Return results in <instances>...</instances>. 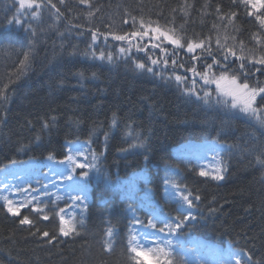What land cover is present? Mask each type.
I'll return each mask as SVG.
<instances>
[{"label":"trees","instance_id":"16d2710c","mask_svg":"<svg viewBox=\"0 0 264 264\" xmlns=\"http://www.w3.org/2000/svg\"><path fill=\"white\" fill-rule=\"evenodd\" d=\"M51 2L63 14L59 20L43 7L37 19L17 25L7 20L18 15V0H0V170L29 161L42 163L49 155L54 157L52 161L62 160L69 141L85 142L92 132L95 143L87 144L92 152L103 153L102 172L86 182L85 211L74 214L70 225L76 231L67 237L59 233L56 214L72 207L71 202L44 199L38 207L29 204L14 216L0 198V264H136L130 250L126 251L133 226L129 205L142 219L147 217L145 207L167 217H176L177 209L191 211L198 218L202 214L204 220L186 222L196 224L184 229L186 236L219 248H242L245 258L264 264V169L256 162L257 156L264 155V124L233 107L216 92L214 84L203 83L189 71H207L206 65L215 61L220 64H214L212 74L227 70L217 49L218 38L221 44L235 46L237 55L241 46L255 48L251 38L260 27L254 16L247 15L250 9L237 0ZM233 12L236 17L230 18ZM256 14L264 15V9ZM141 21L145 26L172 30L185 48L176 49L172 56L174 46L162 44L168 52L167 65L163 63L165 54L152 49L156 41L148 37L132 39L133 45L139 44L145 51L133 48L130 57L121 54L119 48L129 45L113 36L142 30ZM92 32L99 33L95 44ZM189 40H210L213 56L200 49L187 53ZM256 47L257 56L264 53V48L259 51ZM73 49L80 54L70 56ZM85 50L94 52L95 58L84 56ZM101 51L111 54L112 62L99 59ZM192 55L200 59L192 60ZM151 59L160 63L153 65ZM134 62L145 63L153 72L137 69ZM244 63L250 86L257 81L264 85V74ZM228 64L229 75L236 74L243 83L240 61L230 56ZM177 75L185 78L184 83L177 84ZM185 87H195L197 95L186 93ZM205 92L211 95L205 97ZM257 104L264 112V99ZM114 113L121 129L127 123L129 131L136 129L147 139V151L130 149L129 141H137L115 127L104 147V133L109 131ZM205 142L226 147L227 171L218 182L201 177L196 163L177 151L187 143ZM129 181L139 189L137 199L142 192L148 197L132 200L118 189L121 182ZM170 189L180 196L198 194L201 200L189 209L187 204L169 199ZM36 208L43 209L49 220H42ZM210 209L216 211L210 213ZM24 216L32 224L21 225ZM109 228L114 237L107 235ZM43 231L55 233L56 238L48 243ZM177 253L183 255L173 251L174 260ZM184 260L186 264H208Z\"/></svg>","mask_w":264,"mask_h":264},{"label":"snow or ice","instance_id":"6c2138e0","mask_svg":"<svg viewBox=\"0 0 264 264\" xmlns=\"http://www.w3.org/2000/svg\"><path fill=\"white\" fill-rule=\"evenodd\" d=\"M88 0H79V3L87 4ZM60 3L63 4L64 0H60ZM243 3L246 8H249L250 10L247 12L248 16H254L255 20L258 22L260 27V32L252 35V41L255 45V48L247 49L244 46H241L240 48V55H237V52L235 50V46H229L227 43L221 44V41L219 38L216 41L217 49L220 50L222 54V59L225 62L224 68L227 70L220 71L219 75L212 74V69L215 65H219L220 61H215L214 63H210L206 65L207 71L198 72L196 68H190L189 71H191L194 75L199 76L200 79L205 84H211L215 85V90L222 96L231 97L232 99V106L236 107L238 103H241L243 105V111L248 113L251 112L254 115H259L262 118L260 119V122L264 124V113L261 112L260 107H256L255 105H258V99H264V85L261 84L260 81H257L256 86H250V84L247 82V75L248 72L245 68V61L248 62V65H250L253 69H255L256 72H260L264 74V53L260 52L261 54L259 56L256 55L257 47L259 46V51L261 48H264V15H257L256 13H259L262 9H264V0H237V4ZM43 7H47L49 9V14H53L57 20L61 18L63 15L60 11V9L57 7L56 4L52 3L51 0H47V3H45V0H40L38 3L37 0H18V8L17 13L18 15L13 16V19L7 20L8 24L15 23L17 25L27 23L28 19H37L40 16V13L43 9ZM53 10L54 13H53ZM91 14V13H89ZM27 17V19H25ZM236 13H231L230 18H235ZM127 23V21H125ZM135 23V20L133 21ZM140 28L142 30L132 31L130 33H127L125 35H114L113 39L116 41H126L128 43V47H121L119 48V52L125 56H129V53L132 52V49L135 48L136 51H145L143 47L139 44H132V39H142L144 37H148L149 40L156 41V43L151 44L152 49H159L160 52L165 54V59L163 63L167 65L168 63V52L167 49L162 47V44L165 42L169 45L174 46V50L171 53L172 56H175L176 49H184L185 44L182 43L181 39L176 37L174 34H172V30H162L160 27H153L151 24L145 26L144 22H140ZM69 32H71V27H69ZM151 34V35H150ZM33 35H35V32H33ZM99 33L98 32H92L91 34V40L92 44H95L96 40L98 39ZM105 39H107V36H105ZM210 40H200L199 42L194 41H187L186 42V51L187 53H195L197 49H200L202 52H206L208 56H213V50L210 47ZM92 44L89 45V49H91ZM80 54L75 49H73L71 52H69L70 56H74ZM84 56L92 55L93 58H95V53L90 52L88 50H85L82 53ZM234 57L235 60L240 61L239 68L241 70V73L245 77L244 82L241 83L236 74L229 75L230 72V65L228 64L229 57ZM28 57L25 56V59ZM107 59L109 62H112L113 56L111 54H105L104 51L100 52L99 59ZM192 60H198L200 57L196 55L191 56ZM135 67L137 69L147 71L149 73L153 72L152 67H147L145 63L142 62H134ZM160 63L157 59H151V64L156 65ZM177 61L175 59L172 60V64L175 65ZM234 63V61H233ZM183 67V65H180ZM259 66V67H257ZM81 77H83V73H79ZM93 77H95V73H93ZM184 77H181L180 75L175 76V81L177 84L184 83ZM193 83H195V80H192ZM184 91L191 95H197L195 91V87L188 88L185 87ZM211 95L210 92H205V97ZM261 106V105H260ZM264 107V106H261ZM56 117L52 118V123H55ZM121 121L117 118V115L114 113L113 117L111 119L110 125H109V131L104 133V142L103 145L105 148L108 146V140L110 139V132L113 127H115L118 131H123L124 135L131 137L132 139H135L137 142L135 144L131 143L129 141V148L135 149V148H143L145 151H147L148 148V141L146 138H144L140 133L136 131V129H132L129 131V125L127 123L124 124V128H120ZM50 125H45V127H49ZM94 133H89V139L85 141L84 143H95V140L92 139ZM39 139V137L37 138ZM78 141H69V143H76ZM122 152L128 151V149L121 148ZM88 155L91 156V159H88ZM103 156L102 152H92L91 150L88 151L86 154L85 151H79L72 154H65V158L59 161H56L57 163L61 165L67 164L69 166L68 171L69 174L66 176V179L71 181L73 179V175L77 173V170H81L79 172L80 176L88 177L89 172L84 171V169H95L98 173L102 172V160L101 157ZM77 157H83V161L78 160ZM49 161H52L54 157L52 155H49L47 157ZM256 162L260 165L262 169H264V155H259L256 157ZM221 171L226 172L227 166L223 169H217V174L212 176L211 179L213 180H223L225 177L220 174ZM199 175L201 177H207L209 176V173L206 171L201 170L199 172ZM71 189L76 191V195H72V192L70 191L68 195V199L72 201L73 207L80 204L82 201L86 200V196L80 195V193L86 192L87 185H69ZM47 194V193H46ZM191 197V198H190ZM180 200L183 201L185 204H187L188 208H193L194 201L201 200L200 195L191 196V193L188 195H182L180 197ZM31 201H28L27 203H30ZM24 206H27L26 204ZM7 212L11 213L12 215L16 216L19 215V208L12 206V201H7ZM84 209H82L83 211ZM34 211L41 213V218L44 221L49 220V216L47 214H43V209L36 208ZM129 211L132 212V224L133 228L129 229V239H128V248L126 251L131 252L132 256L135 258L136 264H143L144 257H151L156 261V264H186V261L184 260L183 255H180L177 253L175 260L172 258V251L171 248L168 247V250H166V247H156L155 249H150L145 251L143 248H141L137 244L136 236L134 233V226L135 225H142L143 221L139 219L135 215L136 209H134L131 205H129ZM177 215L176 217H166L164 220L159 222V226L157 222H154L153 220H148L146 227L149 229H152L153 232L151 235L156 234H164L167 233L168 236H171L172 234L176 233L178 235H185V228H195L196 224H189L186 222L190 221H197L198 220H204L205 217L201 214V216L198 218L197 216L193 215L191 211H180L179 209L176 210ZM216 209H210V213L215 212ZM65 209L61 208L60 212L56 215H59V233L63 235L64 237H67L70 235V233L75 232V227H72L70 225V222L65 219L64 213ZM19 223L21 225H30L32 224V221L28 218V216H24L22 219L19 220ZM80 223L84 224V220L80 219ZM43 237L47 238L48 243H51L53 239H55V233L51 234L48 231H43L42 233ZM79 235V233H77ZM107 235L111 238L115 236L114 230L112 228H109L107 230ZM149 235V234H146ZM153 243L160 244L163 243L166 246H171L172 241L169 239H162L161 237L157 236L155 240L152 241ZM183 244L180 245V248L183 249ZM109 250H114L112 247L111 240L109 241ZM233 252L237 254L240 258L235 260V264H260L259 261H253L251 257H246L243 254L242 248H234ZM225 264H228L227 261H225Z\"/></svg>","mask_w":264,"mask_h":264},{"label":"rangeland","instance_id":"374dc122","mask_svg":"<svg viewBox=\"0 0 264 264\" xmlns=\"http://www.w3.org/2000/svg\"><path fill=\"white\" fill-rule=\"evenodd\" d=\"M221 97L226 100L228 99L232 104L231 97L222 95ZM237 107L243 109L241 103H238ZM249 113L252 114L251 112ZM251 116L260 119L262 118L261 116L254 114ZM67 150V154H72L77 150L85 151L87 154L90 147L87 143L76 142L67 144ZM225 150V146L216 142L187 143L177 149L181 156L193 160V162L199 167L200 171L203 170L208 172L209 176L207 177L209 178L217 174V169H223L225 167L223 158ZM77 159L83 161L84 158L77 157ZM88 159H91L90 155H88ZM68 168L69 166L67 164L61 165L56 161L49 160L42 163L29 161L3 168L0 170V198L6 202L11 200L12 206L18 207L19 211L26 208L29 204L38 207L44 199L72 203V201L68 199L67 194L70 191L72 192V195H76L77 193L71 189L69 185H84L90 176L97 174V171L92 168L84 169V171L89 172V175L88 177H83L79 175L78 171L80 170L78 169L77 173L72 174L73 179L69 181L66 179V176L69 174ZM223 173L224 171L220 172L221 175H223ZM214 181L218 182L217 180ZM118 189L132 200H140V198L146 199L148 197L142 192L140 198H136L137 194H139V189L136 188L134 181L121 182ZM80 195L86 196V192L80 193ZM180 197L181 196L178 192L170 189L169 199L171 201L185 204L180 200ZM28 201L31 202L27 203ZM87 202L88 199L86 196V200L82 201L77 206H72L69 209H66L63 213L65 219L71 222L74 214L79 213L82 215L85 211ZM25 204L27 206H24ZM82 209L84 210L82 211ZM145 211H147L146 219L139 218L143 221V226L135 225L133 233L136 236L137 244L145 251L155 249L156 247H166V250H168V247H170L172 252L179 251L189 262L193 263L203 261L208 264H225V261H227L228 264H235V260L240 258L228 247L219 248L218 246L198 240L195 237H188L186 235L181 236L176 233L171 236H168L167 233L156 234L155 236L151 235L153 230L146 227L148 220L151 219L154 222H157L159 226V222L164 220L167 216L159 213L158 210L149 207H145ZM157 236L162 239L171 240V246H166L163 243H153L152 241L155 240ZM181 244L184 246L183 249L180 248ZM142 259L143 264H156V261L151 257H144Z\"/></svg>","mask_w":264,"mask_h":264}]
</instances>
